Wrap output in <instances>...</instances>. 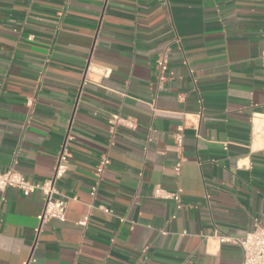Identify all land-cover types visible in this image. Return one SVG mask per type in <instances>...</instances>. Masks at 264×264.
Here are the masks:
<instances>
[{
  "label": "crops",
  "instance_id": "obj_1",
  "mask_svg": "<svg viewBox=\"0 0 264 264\" xmlns=\"http://www.w3.org/2000/svg\"><path fill=\"white\" fill-rule=\"evenodd\" d=\"M263 56L264 0H0V172L36 184L70 155L63 220L0 192V264H241L214 234L264 225Z\"/></svg>",
  "mask_w": 264,
  "mask_h": 264
},
{
  "label": "built area",
  "instance_id": "obj_2",
  "mask_svg": "<svg viewBox=\"0 0 264 264\" xmlns=\"http://www.w3.org/2000/svg\"><path fill=\"white\" fill-rule=\"evenodd\" d=\"M167 67L168 55L167 51H164L157 57L155 61L157 80L159 83L166 79ZM91 73H93V69L89 65L87 68L86 79H90L88 75ZM106 74V71H101V76H105ZM109 124L111 125L112 130H115L116 128H135V123L133 120L130 118H123L118 114L111 115ZM174 141L177 148L180 149L182 147V136L177 134L174 137ZM69 157L70 155L64 147L59 150L50 178L36 184L28 182L22 174L13 168H9L6 171L0 172V192L5 191L7 188L19 190L23 196H29L30 194L39 192L44 200L43 209L39 217L40 224H43L51 219L63 220L67 208V198L61 195L59 192L58 183L67 171ZM181 163L182 158L179 157L173 168L175 174L179 173ZM109 165V157L107 155H101L93 170L94 183L90 189L91 196L96 194L98 186L103 180V174ZM153 196L155 198L173 200L176 204V207H180L179 191L169 193L159 186H155L153 189ZM102 210L108 212V210L104 208H102ZM87 220L88 218H84V220L80 222V225L85 226ZM37 232H39V230H37ZM214 237L220 244H232L239 247L243 255L241 264H264V225L254 223L253 230L247 232L242 237H229L218 235L217 233L214 234Z\"/></svg>",
  "mask_w": 264,
  "mask_h": 264
},
{
  "label": "bare ground",
  "instance_id": "obj_3",
  "mask_svg": "<svg viewBox=\"0 0 264 264\" xmlns=\"http://www.w3.org/2000/svg\"><path fill=\"white\" fill-rule=\"evenodd\" d=\"M256 124H257V125H256V126H257V131H259V129H260V125H259L258 122H257Z\"/></svg>",
  "mask_w": 264,
  "mask_h": 264
}]
</instances>
